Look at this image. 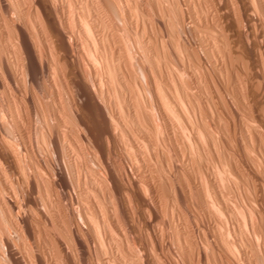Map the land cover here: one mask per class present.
I'll return each instance as SVG.
<instances>
[{
	"label": "bare ground",
	"instance_id": "bare-ground-1",
	"mask_svg": "<svg viewBox=\"0 0 264 264\" xmlns=\"http://www.w3.org/2000/svg\"><path fill=\"white\" fill-rule=\"evenodd\" d=\"M256 1L259 4L254 0H31L23 7L27 0H0L1 8L13 11L19 19L18 23L10 17L0 20V111L4 112L5 101L11 124L18 130V123L27 114L26 104H21L26 101L27 85L23 91L18 88L17 73L25 74L33 88L37 74L44 71L58 133L72 137L77 129L89 131L95 157L106 175L104 181H109V194L112 191L108 198L117 196L122 209L127 207V215L125 209L123 215L121 210L114 213L127 222L120 230L122 239L113 234L111 212L90 218L101 246L109 254L99 264H264V42L259 39L261 33L264 35V0ZM212 77L223 80L224 87L215 83L209 88L206 83ZM62 91L70 112L63 105ZM30 97L39 101L35 94ZM83 109L89 110V115L85 114L88 120L81 117ZM3 119L0 164L6 160L8 165L25 169L29 164L23 162L22 168L19 155L24 153L31 159L29 153L25 155L29 149L25 142L21 149L16 147L8 118ZM26 128L23 126V131ZM152 134L154 140L148 138ZM128 136L134 137L132 141ZM119 138L137 143L130 153L131 177L125 183L113 167L114 148L112 151L109 145ZM58 149L55 142L54 150ZM145 154L149 163L155 160L154 166L158 164L164 172L158 171L161 188L145 185L155 172L153 163L141 162ZM76 155L81 156L79 152ZM168 167L179 179L177 186L172 184L176 183L171 178L175 176L169 177ZM2 169L0 166V173ZM171 185L179 191L170 190ZM162 186L174 198L170 195L169 202V195L164 197L166 210L170 203L168 225L177 231L172 239H176V251L169 246L171 241L169 245L163 243L168 235L164 220L160 217L161 223L158 217L163 204ZM83 205L86 207V203ZM190 207L194 210L191 215L186 211ZM118 208L113 210L118 212ZM201 213L217 218L213 235L208 241L203 239L205 243L200 241L204 236L196 240L191 237L193 233L184 230V225L200 218ZM41 215L54 227L58 224L55 219L59 218L49 212L43 215L42 211ZM86 215H82L84 221L88 220ZM135 216L145 220L144 242L136 233ZM74 220L72 228L60 225L71 240L50 237L58 252L55 260L41 255L34 264H61V260L64 264H89L85 256L80 262L71 256L70 242L80 254L89 249L83 232L86 226ZM10 227L18 236L26 229L33 235L26 222L15 221L11 208H1L0 232ZM48 228L45 226V231ZM158 238L162 243H157ZM0 244L3 264H32L28 249L11 236L0 234Z\"/></svg>",
	"mask_w": 264,
	"mask_h": 264
},
{
	"label": "rangeland",
	"instance_id": "rangeland-1",
	"mask_svg": "<svg viewBox=\"0 0 264 264\" xmlns=\"http://www.w3.org/2000/svg\"><path fill=\"white\" fill-rule=\"evenodd\" d=\"M11 1H13V0H11ZM30 1L31 0H27V3L24 4L23 7H27L30 4ZM179 1L182 2V0H179ZM254 1H255L254 4H259L258 1H256V0H254ZM262 8H264V6ZM258 11L260 12V10H258ZM5 12L7 14H5ZM255 12H257V11H255ZM256 15L259 16V17H260V15L262 16V14L259 15L258 13ZM4 17L5 18H9L10 17L16 23L19 22V19L16 18V14L13 11H5V10H3L1 8V5H0V20L2 18H4ZM26 18L27 17H25V22H27L28 27H30L29 29L32 30V26H31V24H29L30 21L28 19H26ZM26 20H28V21H26ZM0 31H1V29H0ZM11 33L14 35V31L11 32ZM262 36H264V35L261 33V36L259 37V39L260 40L263 39L262 42H264V37H262ZM13 39H14V37H13ZM1 44H3V43L0 40V45ZM43 74H44V71L42 72L40 70L39 73L37 74V77H36L37 81L34 84V87L31 88L30 85H29V81H28L26 75L22 74V72H20V71H18V73H17V78H18L17 86H18V88L21 91H23V89L25 88V84L27 85V89H25V91L27 92L26 101L25 102H21L22 106H24L26 104L25 108H27V114H26L24 120L22 122L18 123L19 124L18 130L15 129V127L11 124L12 122H11V119L8 117L9 115L7 114V104H6L5 101L3 102L4 103V105H3L4 112L0 111V118L1 119H3V118L7 119L8 118V120H7L8 121V123H7L8 130L13 133L12 135H13L14 138L16 136L18 137V138L16 137V139H14L12 137L13 141H15L16 147H19L21 149V147H23V146H21L22 142H25L26 146L29 149L28 152L25 153V155L28 154V153L31 155V159L27 155H26L27 157L24 156V153H21V155H19L21 157L20 160H21L22 163H19L20 161L18 163L20 165L21 164L23 165L22 168L25 165L29 164L28 166H25V169L23 168L22 170L18 166V164L14 165V166H13V164H9L8 165V161L2 159L3 161H5L7 163L8 167L6 166L5 162L1 161L0 166L3 167V169L1 170V173H0V175H1L0 176V182L3 185H1V183H0V188L1 189L2 188L6 189V191L3 190L4 192H2V190L0 189V191H1L0 192V209L3 208L5 210H9V208H11L15 221H18L21 224H24V222H26V224L28 226V229H29V232L33 231L32 232L33 235L31 236L28 233L27 229H26L25 230L26 232L24 231L23 234L21 233V235L18 236L16 230L11 228V227L8 228V229L4 228V230L2 232H0V234H1V236H11L17 242L21 243L22 245H25V247L28 249V253L30 255V261H31L32 264H34L36 262L35 261L36 258L38 256H41V255H43V258L44 259L46 258V260L49 259L51 256H52V258H54L53 260H55V258L58 256V252H57L56 246L54 244V241L50 237L54 236V235L55 236H60V237L61 236L62 237L66 236L67 240H71L68 235H64V233L60 230V228H61L60 225H64L68 229L72 228V227H74V224H75L74 223V221H75L74 218H76L78 222L81 221L80 223H82L83 226L84 225L86 226V228L83 227L84 230H85V231L83 230V232L85 234V237H86V240H87V244H88L90 250L87 248V250H86V252L84 254H80L81 252H78L77 250L75 251L76 246H74L72 242L68 241V242H70L68 245L70 247L69 250L71 252V256L73 254L74 257L72 256V258L74 260H76V262L77 261L80 262V260L85 256L84 258H85V261H87V263H89V264H99V262L103 259V257H107V256H109V254L107 252H105V250H104L105 248L103 249L104 246H101L102 243L99 240V238H98V236H97V234H96V232L94 230V226H93L94 224L92 225L93 220L91 221V219L94 218V216H96V215L104 216V215H106L107 211L111 212V213H109V215L111 216L110 220H112V225H113L112 228L115 229L114 230L115 232L113 231L114 232L113 234H118L117 236H119L122 239V235H121L120 230L122 228H124L125 226H127V222H126V220H124V219L121 220L119 218H123V216L121 217L120 214L122 213V215H123V209H125V208L127 209V207L124 206V204H123L124 207L122 209V201H120L121 199L119 197H117V196H116L117 198L115 197L116 201L113 198H112L113 200L111 198H108V196L110 197V194H111L112 191L109 194L110 190H109L108 186L106 187V185L108 184L107 182H109V181L108 180L104 181V178H105L106 175L104 174L103 170L101 169V165L99 164L98 159L95 157V153H94V149H93L94 147L92 146V143L90 142V135H89L90 133H89V131L87 130V132L89 133L88 134L87 132H85L86 129H83V128L77 129L76 133H75V136H72V137L67 135V134L64 135V134H61V133L59 134L58 133L59 131L57 130L58 128L56 127V121H55L53 113H52L51 95H50V92H49L50 91V88H49L50 85H49L48 80L44 79ZM215 83L216 84L219 83L218 86L220 88H223L224 84H225V82L223 80H219L216 77H212V78H209V80L206 83V85H208L209 88H211L212 86L213 87L215 86ZM62 93H63L62 94L63 105L65 106L67 111H69V108H68V105H67L68 104V98H67V96H65L64 91H62ZM31 94H35L39 98V101L38 102L37 101H32L31 97H30ZM85 112H84V109H83L82 110V113H83L82 115H84V116H81V117H83L85 120H88L85 116L89 115V113H88L89 110L85 109ZM85 114H87V115H85ZM72 122H74L73 118L71 120V123ZM21 125H23L25 128L26 127L27 128L23 131V126L21 127ZM69 125H70V123H69ZM13 128H14V130H13ZM0 131H2L1 128H0ZM20 131H22V132H20ZM141 134L138 133V135H141ZM14 135H16V136H14ZM138 135H137L138 140L140 138H142V136L143 137L145 136L147 138V136L144 135V133H143L142 136H138ZM25 137H26V139H25ZM128 137L131 139V141L134 138L133 136L132 137L128 136ZM128 137H127L126 140H128ZM148 138H151L152 140H154L155 136H154V134H152V135H149ZM19 139H20L21 142L19 141ZM130 139H129V141H130ZM16 140L19 141L21 144L19 142H17ZM120 141H122V142H120ZM131 141L128 143L124 139L119 138V141L117 143H115V144L112 141L109 142L110 148L112 147L111 148L112 151H113V148H114V152H115V153L114 152L112 153V157L115 156V158H113V161L115 160L113 162V167H115V170H116L118 176L121 177L120 179H122V181H124L123 183H125V180L127 182L128 178L131 177V175H130L131 173L129 174V172H131V171H129V169H130V165L132 164L130 162H132L133 158H132V154H130V153H133V150L135 151L136 145H137V143L131 142ZM55 142L59 144L58 151L54 150ZM123 142L124 143L126 142V144H124ZM132 143H134V145L136 144L133 148H132V146H133ZM17 144H19V145H17ZM28 144H29V146H28ZM130 144H132V145H130ZM130 150H132V151L130 152ZM118 151H121V155H120V152H118ZM143 151H145V150L143 149ZM76 152H79L81 154V156L79 158L77 157ZM128 152H129L130 156H129ZM36 153H38V155ZM25 157L28 160H26ZM144 157L145 158L141 162L144 163V161H145L148 164L150 159H148V156L146 154L144 155ZM34 160L37 161L38 164H35L36 162ZM154 161L155 160H153V162ZM23 162H25V165H24ZM152 163H149V164H152ZM154 163H153V167L155 168V169H153L155 171V172L153 171L154 172L153 173L154 174V176H153L154 178L152 177L153 179H151V180H147L146 179L147 182L144 180L145 183H146L145 185H148V186H154V185L156 186V185H158V187L161 188L160 184H158V181L161 183V180H160V177H159V175H160L159 172L161 170L159 168V165L157 164L158 166L157 165L154 166ZM122 165H123V167H122ZM17 166H18V168H17ZM87 167H88V169L89 168L90 169L88 170ZM118 167L119 168L121 167V168L119 169ZM15 168H17V169H15ZM26 168L29 169V170H27ZM165 168H167V166H165ZM9 169H10V171H9ZM18 169L21 172L22 171L25 172V174L24 173L20 174L21 172L18 173V171H19ZM79 169H80V171H79ZM171 169H172L171 167H168V170L166 169L167 172L169 171V177L172 174H173L172 176H175V174H174L175 172L173 173L174 170H171ZM24 170H26L28 172H26ZM11 171H12V173H11ZM77 171H78V173H77ZM60 172H62V173H60ZM167 172H165V173L168 174ZM170 172H171V174H170ZM37 173H38V175H37ZM161 173H164V172L161 171ZM13 174H15V175H13ZM22 175H23V177L25 175L28 176L27 177L29 179V180H27L28 183L26 182V178H25L26 176L24 177L25 178L24 179L22 177ZM121 175H123V176H121ZM95 176L97 178H95ZM176 177L177 176L171 177L172 180L174 178V181H176V183H175V182H173L171 180L172 184L173 183H174V185L176 184L175 186L178 185L177 184L178 182L176 180V179H178V177L177 178ZM31 178H33V179H31ZM37 178L41 179V180L39 179L41 181V183H39L40 181H38ZM58 178H60V179H58ZM19 179L21 180V182L22 181H24V182L21 183L19 181ZM94 179H98L99 181H96ZM36 180L38 181V183L36 182ZM48 180H50V181H48ZM2 181L3 182L5 181V182L3 183ZM18 181H19V183H17ZM30 181L31 182L33 181V183H32L33 185H31ZM44 181H46V183H42ZM56 181H59V182H56ZM168 181H170V180H168ZM178 181H179V179H178ZM242 181H247V180L244 179ZM249 181H251V180H249ZM17 184H19V185H17ZM29 184H30L31 187L29 186ZM35 185L37 186L38 189L36 187H34ZM21 186H22V188H21ZM175 186L173 187L171 185L172 189L171 188H169V189L173 190V191H174V189H178V191H179V188H177V187L175 188ZM18 187H19V189H18ZM39 188H41V190H43V191H41ZM162 190L164 192V193L161 192V195H162L161 196V201H162L163 204H162V206H160L158 208L159 209L158 210L159 214H161V216L158 215V217H159V221H160L161 218H162V221L164 220L165 224L163 223V227L165 225V229L164 230H165V233L168 236H166L167 238L164 239V241L162 240V238H158L157 243H162V241H163V243L165 245L166 244L169 245V244H171L172 239H174V237H175L174 235L176 234L177 231H175L176 229H174V228H170L169 227L170 225H168L169 224L168 223V218H169L168 214H169V205H170V203L167 202V204H169V205H168V208H167L168 210H166V204H165L166 200L164 199V197L169 195L168 197L171 200L167 199L168 197H166V199H167V201L169 200V202H171L172 198H173L172 197L173 195H171L172 193H170V191L168 192V190L164 186H162ZM162 190H160V191H162ZM18 191H20V192H18ZM37 191L40 194H42V195L38 194ZM31 192H32V194H31ZM42 192H44V193H42ZM166 192H168L167 195L165 194ZM34 194H36V195H34ZM37 194L40 197H38ZM104 194L105 195L107 194L106 195L107 198L103 197ZM28 195H29V197H28ZM170 195H171L172 198L170 197ZM15 196H16V198H15ZM42 196H43L44 199H40V198H42ZM35 197H38V198H35ZM189 197H187V200H188ZM28 198H30V199L27 200ZM191 198H192V196L190 197V199ZM190 199H189L190 202L194 201V199H192V200H190ZM41 200L44 202V204H43V202L42 203L40 202ZM173 200H174V198H173ZM47 202H49L51 205L49 203H47ZM111 202H112V204H111ZM116 202L118 203V205L114 204ZM190 202H189V204H190ZM83 203L84 204L86 203V207L87 208L85 207V205H83ZM119 203L121 204V206H119L120 205ZM1 204H3V205H1ZM182 204H183L182 206L185 205L184 202ZM125 205H126V203H125ZM163 205H165V208H164ZM34 207H36V211H35ZM38 207H40L41 210ZM110 207H112V210H113V208H115V211H116V209L118 207H120L121 209L118 208L119 209L118 212H115L114 210H113L114 212H112ZM126 209L124 210V212L128 213V211ZM164 210L168 211V213L165 212ZM42 211H43V215L47 214L49 212L51 216L58 217L62 221H60L59 219L57 221V218H56L55 219L56 220V224L57 223L58 224L56 225V227H54L51 223H49L48 219L46 220L45 216H43L44 217V219H43V217L41 215ZM119 211H120L119 215L118 214H116V215L114 214V213H119ZM186 211H189L190 215L194 212L193 208H191V207L189 208V210L186 209ZM33 212H35V213H33ZM127 213H126V215H127ZM57 214H58V216H57ZM84 214H87L86 216H89L88 220H86V221H84V219L82 217V215H84ZM112 215L115 216V217H112ZM117 216L118 217L120 216V217L118 218ZM136 217L137 216H135V218H134V225L136 226V233L138 234V236L143 237L142 241L144 242L143 239H145L144 233H145V229H146L145 220L141 216L139 217L140 219L138 217L136 219ZM214 217L215 216L209 215L207 213H203V214L201 213L200 214V218H198L199 220L198 219H190L189 222L184 225V230H186L188 232V234H190V235H192V233H193V235L191 237L195 238L196 240H199L202 236H204V237H202L200 239V241L205 243L204 241L206 239L208 241V238L210 239L212 237L211 235H213V230L212 229L216 225V221H217V218L216 217L214 218ZM62 218H64V219H62ZM135 219H136V221H135ZM162 221H160V222L162 223ZM190 222L192 224H189ZM46 224H48V225H46ZM198 224H200V225H198ZM2 225H4V224H2ZM138 225H139V227H138ZM45 226L50 227V229L48 228L49 230L45 231ZM167 226L169 228L166 229ZM5 227H7V226H5ZM91 229H92V231H91ZM48 231H50V232L48 233ZM45 233L47 235H49V236H47ZM50 233L53 234V235H51ZM195 233H198V234H195ZM67 236L69 237V239H68ZM170 236H171V239L169 238ZM45 238H48V239H45ZM167 239L169 240V242L170 241L171 242L168 243ZM203 239H204V241H203ZM173 241L174 242H172V244L169 245V246L173 245L172 248L175 247L173 249L176 251V248H177L178 245H177L176 239L173 240ZM0 247H2V249H3L2 244H0ZM100 247H102V249ZM52 248H53V250H52ZM1 250H0V256H1L0 258L2 260L0 259V264H3V262H4L3 261V255H2V251L3 250L2 251ZM48 251H51L50 252L51 254H49ZM91 252H92V254H91ZM114 252H115L114 254H117L118 251H117L116 248H115ZM61 262L63 263V260H61ZM171 262L175 263L174 261H171ZM179 263H182V262H179ZM141 264H144V261L141 262Z\"/></svg>",
	"mask_w": 264,
	"mask_h": 264
}]
</instances>
